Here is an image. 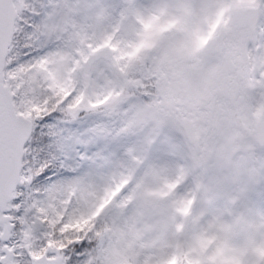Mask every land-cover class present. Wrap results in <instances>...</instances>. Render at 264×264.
Masks as SVG:
<instances>
[{
  "label": "snow or ice",
  "instance_id": "snow-or-ice-1",
  "mask_svg": "<svg viewBox=\"0 0 264 264\" xmlns=\"http://www.w3.org/2000/svg\"><path fill=\"white\" fill-rule=\"evenodd\" d=\"M0 264H264V0H0Z\"/></svg>",
  "mask_w": 264,
  "mask_h": 264
}]
</instances>
